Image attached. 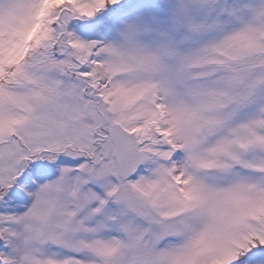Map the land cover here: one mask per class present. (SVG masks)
Returning a JSON list of instances; mask_svg holds the SVG:
<instances>
[{"label": "snow or ice", "instance_id": "snow-or-ice-1", "mask_svg": "<svg viewBox=\"0 0 264 264\" xmlns=\"http://www.w3.org/2000/svg\"><path fill=\"white\" fill-rule=\"evenodd\" d=\"M0 264H264V0H0Z\"/></svg>", "mask_w": 264, "mask_h": 264}]
</instances>
